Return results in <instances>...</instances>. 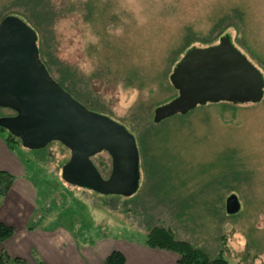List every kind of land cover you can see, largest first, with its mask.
I'll list each match as a JSON object with an SVG mask.
<instances>
[{
	"label": "rangeland",
	"instance_id": "374dc122",
	"mask_svg": "<svg viewBox=\"0 0 264 264\" xmlns=\"http://www.w3.org/2000/svg\"><path fill=\"white\" fill-rule=\"evenodd\" d=\"M7 14L37 31L54 77L78 101L136 136L141 179L132 196L103 195L62 178L71 151L61 142L43 150L13 142L37 193L29 227L51 230L52 246L31 248L25 241L6 248L0 264H45L43 256L80 264L72 240L81 256L100 264L113 245L141 242L155 226L212 258L264 264V98L208 103L153 120L155 108L177 96L170 75L193 47L229 35L264 75V0H0V21ZM13 114L0 106V117ZM92 160L109 177V153ZM231 194L242 205L235 215L226 212ZM13 249L25 259L11 256Z\"/></svg>",
	"mask_w": 264,
	"mask_h": 264
},
{
	"label": "water",
	"instance_id": "95a60500",
	"mask_svg": "<svg viewBox=\"0 0 264 264\" xmlns=\"http://www.w3.org/2000/svg\"><path fill=\"white\" fill-rule=\"evenodd\" d=\"M38 33L24 19L7 15L0 21V106L14 111L0 126L31 150L61 142L71 151L62 167L69 184L103 195L132 196L140 187V153L136 136L110 116L88 109L54 79L40 57ZM170 81L178 94L154 110V123L188 114L200 105L259 103L264 98L262 71L229 35L207 47L189 49ZM108 152L104 177L92 158ZM242 205L236 194L226 201L235 215Z\"/></svg>",
	"mask_w": 264,
	"mask_h": 264
},
{
	"label": "crops",
	"instance_id": "0c3cea01",
	"mask_svg": "<svg viewBox=\"0 0 264 264\" xmlns=\"http://www.w3.org/2000/svg\"><path fill=\"white\" fill-rule=\"evenodd\" d=\"M0 169L10 172L15 176L14 183L9 193L2 197L0 196V221L14 228V234L7 240L0 242V257L3 260L7 255L5 249L9 247L20 248L25 241L30 242L29 247L49 248L52 246L50 238L51 230L30 225L31 217L36 215L34 199L37 193L33 187L31 180L26 176V168L18 155L7 144L4 134L0 133ZM109 237L102 238V242H106ZM147 239V238H146ZM146 239L141 242L131 241L125 244L127 248L116 247L113 245L111 250H122L125 253V264H177L179 255L172 251L163 248H153L146 244ZM112 240V239H111ZM100 241V240H99ZM71 247L76 256L79 257L80 264H94L92 260L81 256L82 252L74 243L71 242ZM14 250L13 254L18 258H24V254L17 253ZM106 257V256H105ZM100 260V264H105V258ZM3 260H0L3 261ZM45 264H53L48 256H43Z\"/></svg>",
	"mask_w": 264,
	"mask_h": 264
},
{
	"label": "trees",
	"instance_id": "16d2710c",
	"mask_svg": "<svg viewBox=\"0 0 264 264\" xmlns=\"http://www.w3.org/2000/svg\"><path fill=\"white\" fill-rule=\"evenodd\" d=\"M7 15H11V14H7ZM13 15H17V14H13ZM5 16H3V18ZM39 50H40L41 60L47 66L51 76L54 79H56L73 96L74 94L77 95V93L73 90V88L67 85L62 78L54 77L53 74L54 72L52 69L51 62L45 57L46 54L44 53L43 49L39 47ZM66 76L68 75L63 74V77L68 79L69 77ZM0 129L6 130L1 126ZM8 134L9 135L6 138V141L10 148L13 147V142H19L20 144H22L20 139L13 136L10 132H8ZM14 180L15 177L13 174H11L8 171L0 169V196L2 197L6 196L9 193L14 183ZM13 234H14V228L11 225H8L0 221V242L9 239ZM146 244L153 248H163L176 252L180 257L177 264H230L229 261L223 258L222 256H217L215 258H212L203 250L195 247L187 240L178 239L175 233H173V231L168 227L155 226L152 229H150V231L147 234ZM2 258L3 256L0 257V260H3ZM125 261H126L125 255L121 251L114 250L111 254L107 256L105 260V264H125Z\"/></svg>",
	"mask_w": 264,
	"mask_h": 264
},
{
	"label": "flooded vegetation",
	"instance_id": "af4514ba",
	"mask_svg": "<svg viewBox=\"0 0 264 264\" xmlns=\"http://www.w3.org/2000/svg\"><path fill=\"white\" fill-rule=\"evenodd\" d=\"M229 197V196H228Z\"/></svg>",
	"mask_w": 264,
	"mask_h": 264
}]
</instances>
